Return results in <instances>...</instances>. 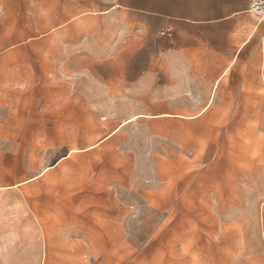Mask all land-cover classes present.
Listing matches in <instances>:
<instances>
[{"label": "crops", "instance_id": "0c3cea01", "mask_svg": "<svg viewBox=\"0 0 264 264\" xmlns=\"http://www.w3.org/2000/svg\"><path fill=\"white\" fill-rule=\"evenodd\" d=\"M251 2L0 0L3 49L36 31L47 36L39 41L66 48L57 74L4 90L0 141L17 144L25 166L19 174L28 177L0 185V264H68L71 253L58 254L54 240L122 238L128 206L146 207L153 218L147 238L169 247L195 238L187 205L207 207L214 218L211 208L234 203L232 176L224 184L193 179L213 169L193 168L187 177L182 151L141 152L131 144L141 126L152 140L185 139L169 128L183 121L168 118L182 110L185 92L158 81L166 74H264V21L250 12ZM171 207L181 215L172 223ZM233 248L224 249L227 260ZM256 255L264 260V252Z\"/></svg>", "mask_w": 264, "mask_h": 264}, {"label": "rangeland", "instance_id": "374dc122", "mask_svg": "<svg viewBox=\"0 0 264 264\" xmlns=\"http://www.w3.org/2000/svg\"><path fill=\"white\" fill-rule=\"evenodd\" d=\"M27 33L10 52L0 46V124L7 109L4 90L38 86L41 79L61 70L66 55L65 47H50L46 40L39 41L47 37L40 36L42 31ZM6 34L0 31V44ZM166 75L170 78L158 81L180 86L185 92L178 96L182 110L168 116L183 121L169 128L185 132V139L152 140L141 126L135 128L139 132L138 141L131 145L141 152L152 147L182 151L189 168L187 177H191L193 168L213 169L194 174L193 179L207 175L224 184L232 176L237 193L234 203L211 208L214 218L207 207L187 205L185 220L198 226L193 232L195 238L173 240L169 247L166 240L164 243L161 239L147 238L153 218L146 207H125L121 217L125 234L122 238L54 240L58 254L66 250L71 253L68 264H264L256 255L264 252V74H225L220 79H217L220 74ZM207 103L209 107L201 112ZM134 161L130 160L131 166ZM141 161L147 164L150 160ZM20 162L21 166L17 144L0 141V185L28 177L19 174L25 170L24 161ZM186 199L196 200L188 192ZM199 199L204 200L203 196ZM175 209L169 208L170 223L181 219ZM162 218L159 216L157 222ZM186 227L191 228V224L188 222ZM231 243L235 254L238 253L233 261L226 259L224 250Z\"/></svg>", "mask_w": 264, "mask_h": 264}, {"label": "built area", "instance_id": "2783aa9c", "mask_svg": "<svg viewBox=\"0 0 264 264\" xmlns=\"http://www.w3.org/2000/svg\"><path fill=\"white\" fill-rule=\"evenodd\" d=\"M249 10L257 16L259 20L264 21V0H252ZM166 33L171 35L172 32L167 30Z\"/></svg>", "mask_w": 264, "mask_h": 264}]
</instances>
